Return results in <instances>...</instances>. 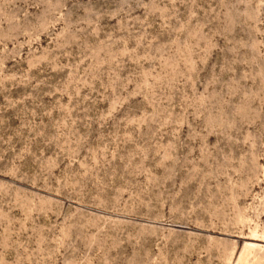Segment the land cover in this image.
I'll return each mask as SVG.
<instances>
[{
    "label": "rangeland",
    "instance_id": "rangeland-1",
    "mask_svg": "<svg viewBox=\"0 0 264 264\" xmlns=\"http://www.w3.org/2000/svg\"><path fill=\"white\" fill-rule=\"evenodd\" d=\"M0 264H264V0H0Z\"/></svg>",
    "mask_w": 264,
    "mask_h": 264
}]
</instances>
